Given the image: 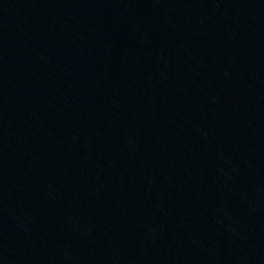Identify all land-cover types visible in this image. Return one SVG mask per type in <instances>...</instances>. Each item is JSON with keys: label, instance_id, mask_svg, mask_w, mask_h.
Wrapping results in <instances>:
<instances>
[{"label": "water", "instance_id": "95a60500", "mask_svg": "<svg viewBox=\"0 0 264 264\" xmlns=\"http://www.w3.org/2000/svg\"><path fill=\"white\" fill-rule=\"evenodd\" d=\"M0 264H264V0H0Z\"/></svg>", "mask_w": 264, "mask_h": 264}]
</instances>
